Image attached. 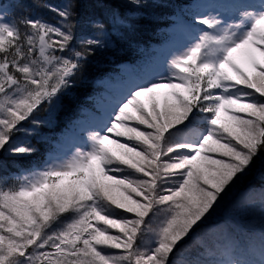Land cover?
I'll return each mask as SVG.
<instances>
[{
	"label": "snow or ice",
	"instance_id": "1",
	"mask_svg": "<svg viewBox=\"0 0 264 264\" xmlns=\"http://www.w3.org/2000/svg\"><path fill=\"white\" fill-rule=\"evenodd\" d=\"M75 8L49 6L53 24L9 20L0 5V153H35L15 137L102 46L96 35L73 47ZM192 24L202 27L168 75L130 89L86 148L0 178V264H264V229L258 249L184 248L264 153V0H224Z\"/></svg>",
	"mask_w": 264,
	"mask_h": 264
},
{
	"label": "trees",
	"instance_id": "2",
	"mask_svg": "<svg viewBox=\"0 0 264 264\" xmlns=\"http://www.w3.org/2000/svg\"><path fill=\"white\" fill-rule=\"evenodd\" d=\"M192 1L141 0L140 6H136L128 0H76L77 27L73 47L78 49L80 40L96 35L102 39V46L95 48L87 58L70 89L54 104L53 112L46 113L43 110L36 117L41 121L40 124L25 125L28 132L31 129L34 131L33 135L24 139L36 149L35 153L29 156L0 153V178L12 183L20 170L41 164L46 155L54 151V144L72 129L75 120L81 117L82 110L90 106L101 89L98 81L112 77L124 65L139 62L153 45L161 42L173 18ZM65 2L66 0H0V5L10 20L29 15L56 24L59 18L49 6L60 8ZM89 21L102 22L105 25L104 32L97 33ZM261 185H264V153L260 154L249 172L243 176L240 187H244L246 193H253L252 190L260 191ZM259 199L257 196L253 198L255 205L259 204ZM229 207L225 205L224 208ZM254 207L245 210L242 216L235 212L224 217L221 212L211 215L184 246L185 251L193 247L191 250L195 255L194 246L200 242L211 245L204 238L205 234L211 232L210 236L220 235L224 230L233 235L232 238L240 248L248 250L255 244L254 248L258 249L261 234L257 230L264 229V220L256 216ZM238 221L241 224L235 228L234 223ZM146 241L145 245L150 244L151 238Z\"/></svg>",
	"mask_w": 264,
	"mask_h": 264
},
{
	"label": "rangeland",
	"instance_id": "3",
	"mask_svg": "<svg viewBox=\"0 0 264 264\" xmlns=\"http://www.w3.org/2000/svg\"><path fill=\"white\" fill-rule=\"evenodd\" d=\"M223 2L224 0H193L190 4L185 6V9L182 11L183 15L177 16V19H174L175 21H173L172 25L168 28L161 42L153 45L139 62L132 65H124L113 74L112 77L98 81L97 84L100 85L101 89L98 90L95 97L92 99L90 106L82 110L81 117L75 120L72 129L65 133V136L54 144V151L46 155L45 159L38 166L31 167L27 170H20L17 177L29 171L43 168L48 164L61 162L73 155L77 148H86L88 146L87 137L89 132L99 130L104 126L108 120L109 114L113 111L115 106L128 95L130 89L138 84L158 80L168 75V62L170 58L187 47L191 43L192 37L197 34L198 29L202 27L200 25L193 26L192 18L197 14L212 11L217 4ZM213 14H215V12H213ZM227 17L228 14L225 13L224 18ZM53 108L54 105L50 109H46V113H52ZM33 134L34 131L31 129V131L27 133L18 134L15 140L26 141L24 138ZM7 154L11 155L10 153ZM242 179L243 176L232 186L230 191L224 195L223 199L220 200L216 211L212 213L213 216L217 212H221L220 214H222V217L230 216L231 213L234 212L242 216L245 210L255 206L253 210L256 216L264 220V209H262L259 204L249 206L254 197H260V193L263 189L256 192L252 190L251 192L253 193H246L244 192L245 188L240 187ZM225 205H229L230 207L225 209ZM209 217L211 218L212 216ZM234 224H236L235 228H238L241 223L238 221ZM259 230L257 231L261 234ZM225 231L226 230L220 235L214 236H210L212 234L211 232L207 234L204 233V238L211 244L210 246L213 247L221 244H235L240 248L238 242L232 238L233 235H231L229 231ZM194 240H196V238ZM146 242L147 241H145V244ZM252 246L254 248L255 244H252ZM192 248L193 247L189 249ZM193 253L192 250L191 254L194 255ZM217 258L219 259L220 257Z\"/></svg>",
	"mask_w": 264,
	"mask_h": 264
}]
</instances>
